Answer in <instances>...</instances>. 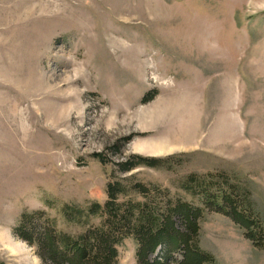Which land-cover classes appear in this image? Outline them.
<instances>
[{
  "label": "rangeland",
  "instance_id": "rangeland-1",
  "mask_svg": "<svg viewBox=\"0 0 264 264\" xmlns=\"http://www.w3.org/2000/svg\"><path fill=\"white\" fill-rule=\"evenodd\" d=\"M133 155L161 162L117 171ZM220 174L264 235V0H0V264H49L14 234L23 213L79 235L100 218L62 207L103 204L129 176L203 209L209 264H264V236L185 189ZM136 248L124 239L118 264Z\"/></svg>",
  "mask_w": 264,
  "mask_h": 264
},
{
  "label": "trees",
  "instance_id": "trees-1",
  "mask_svg": "<svg viewBox=\"0 0 264 264\" xmlns=\"http://www.w3.org/2000/svg\"><path fill=\"white\" fill-rule=\"evenodd\" d=\"M160 162L133 155L114 165L117 171L128 173L139 166L157 167ZM220 176L222 182L218 184L211 182L212 175L206 177L210 182L189 176V186L185 189L193 195L201 191L205 208L227 215L245 230L244 235L254 245L259 246L264 235L246 191L229 183L223 174ZM212 187L215 192H211ZM133 195L139 199L132 198ZM61 214L68 221L82 216L87 220L99 217L100 222L73 236L57 230L43 211H37L23 213L13 229L17 237L35 245L41 259L49 264H118L117 246L126 238H132L137 245L138 264H164L163 260L170 259L173 253L181 254L178 264L213 261L199 247V221L203 209L180 199H170L158 186L134 181L133 176L109 182L103 204L94 202L84 208L65 205ZM153 255L155 257L151 258Z\"/></svg>",
  "mask_w": 264,
  "mask_h": 264
},
{
  "label": "bare ground",
  "instance_id": "bare-ground-1",
  "mask_svg": "<svg viewBox=\"0 0 264 264\" xmlns=\"http://www.w3.org/2000/svg\"><path fill=\"white\" fill-rule=\"evenodd\" d=\"M170 142H174V143H180L181 142V140H179V139H177V140H173V141H170ZM170 142H166V143H164V142H162L163 143V145H168V143H170Z\"/></svg>",
  "mask_w": 264,
  "mask_h": 264
}]
</instances>
